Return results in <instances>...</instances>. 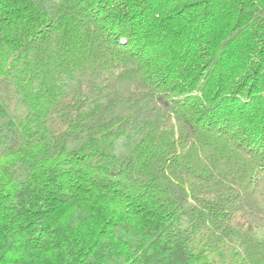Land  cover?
Here are the masks:
<instances>
[{"label":"trees","instance_id":"trees-1","mask_svg":"<svg viewBox=\"0 0 264 264\" xmlns=\"http://www.w3.org/2000/svg\"><path fill=\"white\" fill-rule=\"evenodd\" d=\"M0 264H264V0H0Z\"/></svg>","mask_w":264,"mask_h":264}]
</instances>
